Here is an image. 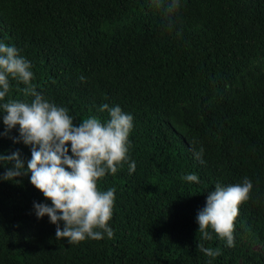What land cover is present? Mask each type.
<instances>
[{
	"label": "trees",
	"instance_id": "obj_1",
	"mask_svg": "<svg viewBox=\"0 0 264 264\" xmlns=\"http://www.w3.org/2000/svg\"><path fill=\"white\" fill-rule=\"evenodd\" d=\"M170 3L0 0V40L32 62L37 90L74 123L106 120L99 105L119 104L134 118L136 162L133 173L123 163L98 181L116 189L113 236L73 244L35 216L33 201L50 200L30 173L0 181V264H264V0ZM11 85L6 99H30L21 82ZM18 135L0 136V153L27 160ZM190 172L199 183L183 179ZM245 176L253 189L239 205L234 246L213 231L203 243L220 254L208 257L197 248V211L217 182Z\"/></svg>",
	"mask_w": 264,
	"mask_h": 264
},
{
	"label": "clouds",
	"instance_id": "obj_2",
	"mask_svg": "<svg viewBox=\"0 0 264 264\" xmlns=\"http://www.w3.org/2000/svg\"><path fill=\"white\" fill-rule=\"evenodd\" d=\"M178 3L179 0H171L169 10ZM32 68V62L20 55L14 45L0 40V117L5 126L0 136L17 128L19 135L12 139L30 146L31 151L27 160L19 150L0 153V167H4L0 181H15L30 173V183L50 200L33 201L34 214L38 219L47 215L55 225L56 238H66L68 244L100 240L105 234L111 238L114 232L108 222L113 216L116 189H101L98 181L116 174L123 163H127L130 174L135 171L136 162L129 156L133 115L123 111L119 104L102 103L98 110H107L106 120L88 116L74 123L67 107L37 90L32 83ZM79 79L83 82L85 77L81 75ZM12 80L25 86L21 91L30 99H6ZM202 154L201 147L195 154L201 163ZM183 179L199 183L196 172L185 173ZM252 189V180L245 176L238 183L217 182L207 192L205 204L195 217L201 236L197 241L200 252L211 258L220 254L219 247L203 243L212 239L213 231L226 246H234L239 205L250 198Z\"/></svg>",
	"mask_w": 264,
	"mask_h": 264
}]
</instances>
